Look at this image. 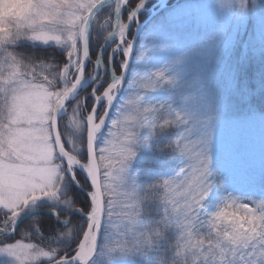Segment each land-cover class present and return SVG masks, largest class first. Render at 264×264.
Masks as SVG:
<instances>
[{"label":"snow or ice","instance_id":"6c2138e0","mask_svg":"<svg viewBox=\"0 0 264 264\" xmlns=\"http://www.w3.org/2000/svg\"><path fill=\"white\" fill-rule=\"evenodd\" d=\"M256 92L264 0H0V264H264Z\"/></svg>","mask_w":264,"mask_h":264},{"label":"trees","instance_id":"16d2710c","mask_svg":"<svg viewBox=\"0 0 264 264\" xmlns=\"http://www.w3.org/2000/svg\"><path fill=\"white\" fill-rule=\"evenodd\" d=\"M172 1L173 2H171V5L173 3L175 4V3H178L179 1H183V0H172ZM171 5H168V8H170ZM160 14H162V13L160 12L158 15H160ZM158 15H156V16H158ZM23 47L30 49V46H28V45H24ZM37 51L39 52L40 55H43L42 50L37 49ZM260 70H261V62L259 59L254 60L249 65V68H248L249 74L252 78H255L256 76H258ZM253 83H254V81H253ZM249 107H254L257 111H259L262 107H264V101L261 100V97H260L258 92L250 94L246 101H239V100L235 101L234 112L236 115L239 116V115H242L244 112H246V110ZM157 167H160V166L158 165ZM16 238L18 239L19 236H17ZM30 239H34V237H32Z\"/></svg>","mask_w":264,"mask_h":264},{"label":"rangeland","instance_id":"374dc122","mask_svg":"<svg viewBox=\"0 0 264 264\" xmlns=\"http://www.w3.org/2000/svg\"><path fill=\"white\" fill-rule=\"evenodd\" d=\"M156 1H158V0H156ZM171 2H173V1L168 0L167 4L171 5ZM203 2H204V0H183V1H179L178 3H175V4L173 3L169 9L176 8L177 6L188 4V3H203ZM162 14H160V15H162ZM226 134L229 136H233V135H235V132L233 129L229 128L226 130ZM254 141H255L254 142L255 153L258 156L259 152H260V131H259V128H257L255 133H254ZM18 239H24V238L22 236H19ZM25 242L26 243H29V242L36 243L40 247L46 246V242H41V241L37 240L35 237H34V239H25ZM2 260H3V258L0 257V261H2ZM40 264H44L43 258H42Z\"/></svg>","mask_w":264,"mask_h":264},{"label":"water","instance_id":"95a60500","mask_svg":"<svg viewBox=\"0 0 264 264\" xmlns=\"http://www.w3.org/2000/svg\"><path fill=\"white\" fill-rule=\"evenodd\" d=\"M164 2L167 4V2H168V0H164ZM158 13V11H156V10H153L150 14H149V16L146 18L147 19V22L154 16V15H156Z\"/></svg>","mask_w":264,"mask_h":264},{"label":"flooded vegetation","instance_id":"af4514ba","mask_svg":"<svg viewBox=\"0 0 264 264\" xmlns=\"http://www.w3.org/2000/svg\"><path fill=\"white\" fill-rule=\"evenodd\" d=\"M155 2H158V1H156V0H154ZM148 16V15H147Z\"/></svg>","mask_w":264,"mask_h":264}]
</instances>
